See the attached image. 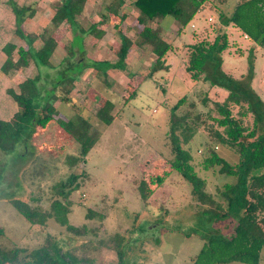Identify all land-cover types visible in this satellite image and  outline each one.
Listing matches in <instances>:
<instances>
[{
    "label": "rangeland",
    "instance_id": "obj_1",
    "mask_svg": "<svg viewBox=\"0 0 264 264\" xmlns=\"http://www.w3.org/2000/svg\"><path fill=\"white\" fill-rule=\"evenodd\" d=\"M60 1L40 3L38 13L24 23V29L32 33L41 32L49 25ZM131 1L128 0V3ZM1 3H6V0H0ZM86 7L80 23L88 27L89 15L98 11L99 5L88 3ZM173 21L175 19L172 16H167L162 24L166 27ZM218 22V13L209 4L181 32H178V24L171 26L166 37L174 46L170 54L184 56V51L182 53L177 47L182 43H192L193 31L204 34L209 30L210 35L213 34L212 28ZM227 31L231 46L223 53L224 70L236 77L246 73L249 54L253 53V87L264 99V47L257 46L252 50L253 40L237 27L229 26ZM12 38L18 45L25 44L15 35ZM56 38L63 46L55 50L51 59L52 67H37L32 62L23 71L11 74L15 83L40 75L39 87L45 97L48 91L56 88L55 83L62 77L74 73L77 76L80 68L73 64L79 60L93 63V54L88 55V39L84 41L85 51L82 52V35L75 36L73 42L69 31L63 34L62 39L59 35ZM3 42L0 37V47ZM36 44L40 46L41 41L38 40ZM70 45L77 55H71ZM238 48L243 49L244 53L235 52ZM107 58L117 59V51L110 53ZM4 59L5 54L0 50V65ZM168 63L173 70L175 59L169 56ZM90 68L89 65L83 69L75 86L69 90L74 104L53 100L59 114L72 116L77 123L80 116L87 117L92 131H96L98 138L81 155V161L77 144L64 150V144L69 142L61 135L57 122L47 129L38 127L39 133L33 137V146L28 155L22 154L20 145L12 153L0 151V163L5 164L4 179L0 186V227L3 229L0 244L6 248L22 246L28 251L42 250L43 256L48 258L41 264H191L209 234L215 232L227 235L233 223L209 220L201 214V206L208 205L193 198L190 182L176 171L169 174L153 194H144V188L145 184L154 188L155 183L151 182V178L170 171L172 153L166 139L169 113L180 97L186 95L197 99L199 83L185 75L183 64L180 63L178 74H169L168 71L156 73L142 82L135 97L125 101L136 85L128 81L124 87L128 72L112 76V83L108 84L103 81L100 72ZM127 70L134 72L137 68L127 65ZM147 70L140 72L145 73ZM57 91L62 89L56 88ZM221 93L212 92V97L222 99ZM106 102L109 113L116 115L110 124L98 117L99 110L107 105ZM198 110L205 112L207 109L199 105ZM206 139L203 131L198 132L187 148L191 150L198 175L205 179L203 189L211 194L216 206L222 209L226 197L223 185L236 182L237 179L220 174L218 168L209 171L202 168ZM218 151L224 154L221 148ZM67 156L73 157L71 164ZM225 157L231 162L234 160L228 154ZM71 173H83L80 190L73 192L70 197L68 217L76 231L68 230L53 218L47 221L45 227L31 224L5 198L14 196L32 208L47 209L59 184ZM251 174L252 168H249L243 176L237 177L238 181H243ZM88 211L101 214L102 219L98 216L86 217ZM35 259L33 255L28 259L29 263L35 264ZM260 264H264V249Z\"/></svg>",
    "mask_w": 264,
    "mask_h": 264
},
{
    "label": "trees",
    "instance_id": "obj_2",
    "mask_svg": "<svg viewBox=\"0 0 264 264\" xmlns=\"http://www.w3.org/2000/svg\"><path fill=\"white\" fill-rule=\"evenodd\" d=\"M39 1L6 0V3L0 4V37L4 41L0 50L5 54L0 65V151L12 153L20 145L23 148L22 154L28 155L33 146V137L39 133L38 127L47 129L53 122H57L61 135L69 142L64 144V150L77 144L80 161L86 149L96 142V131H92L90 119L87 117L80 116L78 125L72 116L59 114L53 100L60 99L68 105L74 104L69 90L75 85L79 74L89 65L96 72H100L103 81L108 83L109 69L127 70L126 58L132 48L146 50L155 55L149 72H128L132 83L136 84L137 75L147 79L159 71H168L166 55L169 51H174V46L160 35L157 28L160 21L172 16L178 22V31L181 32L205 5L210 4L217 11L219 22L212 28V36L209 30L204 34L193 31L194 41L183 47L185 71L192 81L199 83V97L194 99L184 95L172 107L166 131L172 153V158L169 159L171 169L163 175L151 178L155 187L149 188L145 184L144 194H153L163 185L169 174L178 172L184 180L190 182L193 198L208 205L201 206V214L209 220L233 223L227 235L215 232L209 234L192 258L191 264H260L264 249V99L253 87L254 54H249L248 71L236 77L224 70L223 53L231 46L227 31L229 26L237 27L253 40L252 50L257 46L264 47V0H135L133 8L137 12L136 22L141 25V29L133 38L124 35L120 27L125 0H108L104 4L105 13L117 20L114 27L120 35L117 60H95L92 64L79 60L73 64L80 68L77 76L74 73L62 77L55 83L57 90L61 88L62 91L55 92L56 88H53L45 97L39 87L40 75L15 83L11 74L23 71L32 62L37 67H52L51 59L58 45L57 30L64 22L73 31L76 30L80 26L87 3L86 0H61L50 18L49 25L39 33L27 32L24 23L36 16ZM105 13L102 15L104 18L107 16ZM14 35L24 40L25 44L18 45L13 41ZM38 40L41 41L40 46L36 44ZM235 52L243 54L244 50L238 48ZM70 53L73 56L72 48ZM213 88L222 89L226 96L223 99L213 98L210 95ZM136 94L135 85L125 101H129ZM199 105L207 110L199 111ZM107 106L108 104L99 110L98 117L103 122L105 120L104 123L110 124L116 115H111ZM201 131L207 138L206 152L201 161L202 168L206 171L218 168L220 174L237 179L236 182L223 185L226 197L225 207L222 209L216 206L211 194L203 189L205 179L198 175L191 150L187 148ZM219 148L224 154L218 151ZM225 154L234 160L231 162ZM72 159L73 157L67 156L70 164ZM249 168H252V174L243 181H238L239 176H243ZM4 171L5 164L0 163V186ZM82 176L83 173H71L66 180L61 181L47 209L32 208L27 202L14 196L5 198L31 224L45 227L47 221L53 218L68 230L76 231L68 215L70 197L73 192L80 190ZM94 216L102 219L99 213L87 212L86 217ZM2 233L3 229L0 227V234ZM42 253L39 249L28 251L26 247L6 248L0 244V264H30L28 259L33 255L36 258L33 263L41 264L48 258Z\"/></svg>",
    "mask_w": 264,
    "mask_h": 264
},
{
    "label": "crops",
    "instance_id": "obj_3",
    "mask_svg": "<svg viewBox=\"0 0 264 264\" xmlns=\"http://www.w3.org/2000/svg\"><path fill=\"white\" fill-rule=\"evenodd\" d=\"M106 1H108V0H86L87 4L88 3H95L96 5H99V10L96 12L93 11L89 15L90 21H88L89 22L88 27H85V25H82L83 23L79 22L80 26L76 30L73 31L72 28L69 26V24L64 22L63 24H61V26L57 30V35L61 36V39L63 37V34H67L68 31L70 33H72V42L74 41L75 36L82 35V39H83L82 40L83 44L81 47L82 52L85 51V44H84L85 42L84 41L86 39H88V41H89L88 55L90 56L91 54H93V57H92L93 61H95V60H99V61L108 60L109 59V58H107L108 55L110 53H114V51L115 52L118 51L119 47H120V43H119L120 35L116 32V28L114 27L117 20L114 17L107 15L105 13L104 4ZM134 1L135 0H133L131 2H134ZM44 2L46 3V2H48V0H40L39 4L44 3ZM131 2L128 3V0H125V3L123 5L124 8H123L122 21L120 23L122 33L129 38H133L134 36H136L137 32L141 29V25H138L136 22L137 12L134 10L133 3H131ZM204 7H202L201 9H203ZM86 8L87 7H85V9ZM104 13H105V16L107 15L106 18L102 17V15ZM27 20H29V19H27ZM164 20H165V18L162 21H160L159 26L157 28H158V30H160V35L166 41H168L166 37H168L167 33H168L170 27L171 26H177L178 22L175 20V21H173V23L171 22L170 24H168L165 27V25L162 24L164 22ZM68 27H69V29H68ZM178 28H179V24L177 26V29ZM169 43H171V42H169ZM185 44L186 43H182V45L180 47L179 46L177 47L178 50H180L182 53L184 51L183 47ZM60 46H63L62 42L61 43L58 42L57 48ZM70 48H72L71 45H70ZM72 50H73V55L78 54L74 51V48H72ZM170 53L171 52L169 51L166 55V64L169 67L168 73L169 74L177 73L179 71L178 67L180 66V63H182L183 64V71L185 72V75L189 78L187 72L185 71V62L183 59L184 56L178 57V56L170 54ZM184 54H185V51H184ZM169 56L174 58L175 62H176L175 68L173 70H172L171 65L168 63V57ZM116 60L117 59H112V60H108V61L115 62ZM129 60H130V62H129ZM154 61H155V55L153 53L148 52L146 50L137 49V48H132L130 50V52L128 53V56L126 58L127 65H129L132 68L133 67L137 68V70H135L132 73H137V74H143L140 71H145L146 69H148L146 72H149ZM131 62H132V64H131ZM90 70H95V68L91 67ZM122 72H124V70L109 69L107 71L108 83L109 84H110V82L112 83V76H114V75L116 76L117 74H120ZM126 72H130V71L126 70ZM159 72H161V71H159ZM147 79H143L141 76L137 75V78H136L137 92H138V89H139L140 85L142 84V82L147 80ZM128 81H131V79H130L129 75H126V82L124 83V87L126 86V83ZM76 82H77V80L75 81V84H76ZM220 91L222 92L221 94H223V98H224L226 96V92L223 91L222 89H219V88L211 89L210 95L212 96V92H220Z\"/></svg>",
    "mask_w": 264,
    "mask_h": 264
}]
</instances>
